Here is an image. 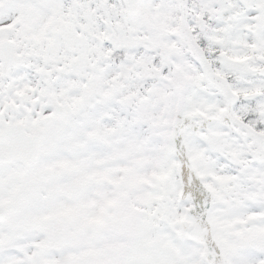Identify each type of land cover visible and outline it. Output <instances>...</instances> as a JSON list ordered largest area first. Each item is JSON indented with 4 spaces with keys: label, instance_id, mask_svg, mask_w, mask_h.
<instances>
[{
    "label": "snow or ice",
    "instance_id": "6c2138e0",
    "mask_svg": "<svg viewBox=\"0 0 264 264\" xmlns=\"http://www.w3.org/2000/svg\"><path fill=\"white\" fill-rule=\"evenodd\" d=\"M0 264H264V0H0Z\"/></svg>",
    "mask_w": 264,
    "mask_h": 264
}]
</instances>
